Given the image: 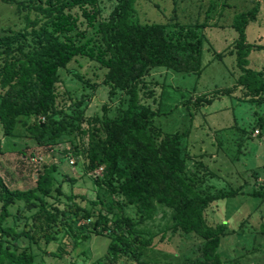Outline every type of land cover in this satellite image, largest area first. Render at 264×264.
Segmentation results:
<instances>
[{
    "label": "trees",
    "instance_id": "1",
    "mask_svg": "<svg viewBox=\"0 0 264 264\" xmlns=\"http://www.w3.org/2000/svg\"><path fill=\"white\" fill-rule=\"evenodd\" d=\"M138 1L118 0L108 19H103L100 0H4L14 4L25 21L22 30L0 36L4 138L20 137L22 125L39 147L66 139L74 156L84 158L85 173L95 175L102 168V178H95L100 190L89 207L82 205L87 200L84 196L63 190L55 165L39 169L33 176L36 186L25 190L10 189L0 178V264H47L49 257L62 258L48 251L61 235L70 234L81 243L88 233L110 239L105 264H117L122 258L148 264L141 260L143 251L159 234L161 241L189 235L201 240L197 256L186 257L182 264H227L223 255L230 235L227 222L212 225L207 215L214 203L238 192L205 191L202 182L213 175L202 161L197 165L203 172L190 169L189 133L163 134L155 124L158 113L140 96L141 92L147 97L154 94L145 80L152 69L202 73L207 40L202 30L210 25L141 23ZM260 12L261 5L256 3L235 17L233 28L239 35L235 45L242 72L238 85L248 92L244 101L264 106V71L250 68L248 59L252 50L262 51L264 46L249 44L246 35ZM81 17L87 22L85 30H81ZM78 57L106 71L104 82L111 87V96L121 92L127 97L113 117L105 111L101 118H76L66 112L81 101L60 105V72ZM222 57L215 53L216 59ZM75 76L86 83L80 74ZM233 92L217 90L213 96H233ZM213 96L198 100L210 105ZM262 129L263 118L252 130L260 133ZM36 155L31 156L38 159ZM63 182L76 181L65 177ZM254 197L263 199L264 193ZM128 209L134 210V217ZM156 223L159 233L148 227Z\"/></svg>",
    "mask_w": 264,
    "mask_h": 264
},
{
    "label": "rangeland",
    "instance_id": "2",
    "mask_svg": "<svg viewBox=\"0 0 264 264\" xmlns=\"http://www.w3.org/2000/svg\"><path fill=\"white\" fill-rule=\"evenodd\" d=\"M100 3L102 18L108 19L118 0H100ZM256 3L261 5V12L257 21L247 28V42L264 46V0H140L136 3L137 18L141 23L192 25L197 22L210 25L202 30L207 38L202 73L152 69L145 80L154 94L147 97L141 92L140 96L143 103L150 104L158 113L155 124L163 134L189 133V152L193 159L190 169L203 172L197 165L202 161L213 175L202 182L205 191L238 192L226 201L214 203L207 215L212 225L220 220L227 222L230 235L223 244L227 264H264V198L254 197V193H264V129L260 133L252 130L259 119H264V106L244 101L248 92L238 85L242 72L237 64L235 45L239 35L233 28L235 17L249 11ZM80 21L84 22L81 30H85V18L81 17ZM24 26L25 21L16 6L0 0V36L18 32ZM90 35L95 37V31ZM215 53L223 57L216 59ZM248 59L250 68L264 71V50H252ZM75 73L80 74L86 83ZM105 73L99 64L81 57L60 72L61 83L57 86L60 105L81 101L80 106L73 110L68 108V115H77L76 118L82 115L85 120L101 118L105 111L111 117L116 115L127 97L121 92L111 96V87L104 82ZM224 89H234L233 96H213L217 90ZM212 96L214 99L210 105L198 100ZM18 136L5 139L0 128V178L10 189L35 187L33 176L38 170L55 165L57 180L67 194L84 196L87 200L82 205L87 207L90 201L97 199L100 188L95 178H102V171L95 175L86 174L85 160L74 156L70 142L63 139L51 146L39 147L22 125L18 127ZM34 153L38 159L31 156ZM65 177L76 182L65 183ZM78 201L81 202L80 199ZM127 213L135 216L133 209H128ZM148 227L159 233L158 223ZM160 235L151 247L143 251V262L182 264L186 257L197 256L201 244L197 236H175L161 241ZM109 243L107 237L93 233L84 236L81 243H77L70 234L61 235L60 241L51 244L48 251L60 253L62 258L49 257L47 264H105ZM21 244L24 246L26 242ZM36 252L39 253L38 250ZM117 264L137 263L122 258Z\"/></svg>",
    "mask_w": 264,
    "mask_h": 264
},
{
    "label": "built area",
    "instance_id": "3",
    "mask_svg": "<svg viewBox=\"0 0 264 264\" xmlns=\"http://www.w3.org/2000/svg\"><path fill=\"white\" fill-rule=\"evenodd\" d=\"M35 161H37V160H35ZM38 162V161H37ZM101 171H102V168L101 169H99L98 171H97V174H100L101 173Z\"/></svg>",
    "mask_w": 264,
    "mask_h": 264
}]
</instances>
